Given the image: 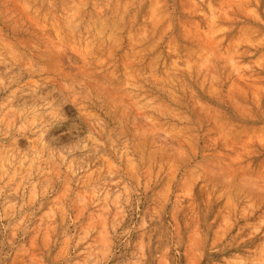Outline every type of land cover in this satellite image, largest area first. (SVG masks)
Masks as SVG:
<instances>
[{
  "label": "rangeland",
  "instance_id": "obj_1",
  "mask_svg": "<svg viewBox=\"0 0 264 264\" xmlns=\"http://www.w3.org/2000/svg\"><path fill=\"white\" fill-rule=\"evenodd\" d=\"M0 264H264V0H0Z\"/></svg>",
  "mask_w": 264,
  "mask_h": 264
},
{
  "label": "bare ground",
  "instance_id": "obj_2",
  "mask_svg": "<svg viewBox=\"0 0 264 264\" xmlns=\"http://www.w3.org/2000/svg\"><path fill=\"white\" fill-rule=\"evenodd\" d=\"M100 28H102V26H101ZM100 30H101V29H100ZM100 30H99V31H100ZM99 31H98V32H99ZM85 44H86V43H85ZM7 68H8V67H7ZM36 97H37V95H36ZM42 98H44V97H42ZM27 101H28V100H27ZM27 101H26V102L24 101V102L27 103ZM37 101H38V100H37ZM17 102L20 103V101H17ZM23 104H24V103H23ZM26 105H27V104H26ZM64 114H65V113H64ZM53 119H54V118H53ZM53 119H52V120H53ZM48 120H49V119H48ZM43 122H44V121H43ZM57 123H59V122H57ZM61 123H63V122H61ZM39 124H40V123H39ZM51 124H52V123H51ZM63 124H64V123H63ZM43 125H44V124H43ZM45 125H46V124H45ZM55 125H56V124H55ZM38 126H39V125H38ZM60 126H61V125H60ZM57 127H58V126H57ZM61 127H62V126H61ZM70 128H71V127H70ZM59 130H61V129H59ZM71 130H72V129H71ZM71 130L69 129V131H71ZM46 131H47V130H46ZM48 131H49V130H48ZM48 135H49V134H48ZM51 136L54 137V135H53L52 133H51ZM49 138H50V137H49ZM60 138H62V137H60ZM51 139H52V138H51ZM51 139H50V140H51ZM55 140H56V138H55ZM58 141H59V140H58ZM54 143H55V142H54ZM56 143H57V142H56Z\"/></svg>",
  "mask_w": 264,
  "mask_h": 264
}]
</instances>
